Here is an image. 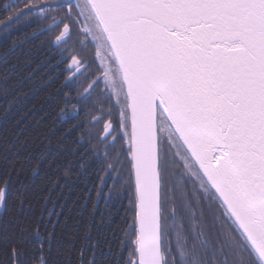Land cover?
<instances>
[{
  "label": "snow or ice",
  "instance_id": "snow-or-ice-1",
  "mask_svg": "<svg viewBox=\"0 0 264 264\" xmlns=\"http://www.w3.org/2000/svg\"><path fill=\"white\" fill-rule=\"evenodd\" d=\"M0 102V264H264V0H0ZM87 178L54 243L31 197Z\"/></svg>",
  "mask_w": 264,
  "mask_h": 264
},
{
  "label": "trees",
  "instance_id": "trees-1",
  "mask_svg": "<svg viewBox=\"0 0 264 264\" xmlns=\"http://www.w3.org/2000/svg\"><path fill=\"white\" fill-rule=\"evenodd\" d=\"M4 2H7V0H4ZM29 31H32V29H29ZM23 35L24 33H21L20 38H23ZM44 39L45 37L41 36L35 40L36 47H41V41ZM48 59L49 57L41 52L37 63L47 62ZM62 83L63 77L60 76V70L55 67L54 60L42 70L36 69L34 80L23 89V92L27 93L31 100L27 104L25 112L29 109H34L33 114L28 117L29 122L39 119L42 114L48 111L47 109L42 110L40 103L50 91L60 87ZM3 107L4 105L0 102V117L3 115ZM21 114L23 115L24 113ZM0 132H2V129H0ZM108 183L111 184V181L109 180ZM92 185L93 179L87 178L84 182L77 181L76 186L71 192L68 190L61 192L59 188L54 189L51 193V198L47 202H45V198L49 195L47 186H41L40 190L31 197L32 208L30 215L34 222L38 221L40 223L41 230L43 231L45 225H47L48 231H52V224H49V221L55 224L54 243L60 240L62 235L63 240H60L62 245H64V241L69 238L70 234L82 235L90 222L93 224L99 223L101 211L107 217L109 210L104 206L102 200L97 201V211L94 215L92 214L91 202L85 205L84 198L87 195V191H91ZM92 195L93 199H95L94 192ZM81 205H85L82 209L83 215H80ZM128 209L127 200L121 198L115 207L112 208L111 218L114 221L111 225L112 228H115L117 224L123 225L125 220H130L131 212ZM58 213L59 216L57 215Z\"/></svg>",
  "mask_w": 264,
  "mask_h": 264
}]
</instances>
